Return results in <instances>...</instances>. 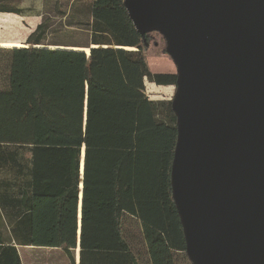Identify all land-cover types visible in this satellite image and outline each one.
I'll return each instance as SVG.
<instances>
[{
  "label": "trees",
  "instance_id": "trees-1",
  "mask_svg": "<svg viewBox=\"0 0 264 264\" xmlns=\"http://www.w3.org/2000/svg\"><path fill=\"white\" fill-rule=\"evenodd\" d=\"M63 1L118 44L49 41L46 20L24 44L0 41V172L12 175L0 181V264H20L16 246L71 255L77 243L79 264H191L171 195L176 118L171 100L145 94L176 75L150 71V38L123 0ZM18 4L0 0V24Z\"/></svg>",
  "mask_w": 264,
  "mask_h": 264
},
{
  "label": "water",
  "instance_id": "water-1",
  "mask_svg": "<svg viewBox=\"0 0 264 264\" xmlns=\"http://www.w3.org/2000/svg\"><path fill=\"white\" fill-rule=\"evenodd\" d=\"M123 5L176 69L170 185L187 258L264 264V0Z\"/></svg>",
  "mask_w": 264,
  "mask_h": 264
},
{
  "label": "rangeland",
  "instance_id": "rangeland-1",
  "mask_svg": "<svg viewBox=\"0 0 264 264\" xmlns=\"http://www.w3.org/2000/svg\"><path fill=\"white\" fill-rule=\"evenodd\" d=\"M18 8L22 10V15L3 16L0 24V41L11 40L8 36L14 35L15 40L24 44L28 35L36 26L46 20L49 25V41H60L65 45H103L115 46L118 44L117 38L100 22L91 20L89 27L86 19L75 11H71L68 4L61 0L56 6L54 0H19ZM59 9V11H58ZM6 23V24H5ZM88 27L87 29H85ZM14 30V31H13ZM148 50L146 52L147 62L152 73L175 74L176 69L171 59L165 54V42L158 33H150ZM157 63L160 69H153L151 62ZM175 93L174 87L157 86L145 81V94L153 101H169ZM28 159V153H23ZM12 175L6 171L0 172V181L11 180ZM0 230L6 234V222L0 213ZM180 257V256H179ZM181 258V257H180Z\"/></svg>",
  "mask_w": 264,
  "mask_h": 264
},
{
  "label": "crops",
  "instance_id": "crops-1",
  "mask_svg": "<svg viewBox=\"0 0 264 264\" xmlns=\"http://www.w3.org/2000/svg\"><path fill=\"white\" fill-rule=\"evenodd\" d=\"M16 248L20 264H79L78 243L71 255L66 254L61 248L38 246H16Z\"/></svg>",
  "mask_w": 264,
  "mask_h": 264
},
{
  "label": "bare ground",
  "instance_id": "bare-ground-1",
  "mask_svg": "<svg viewBox=\"0 0 264 264\" xmlns=\"http://www.w3.org/2000/svg\"><path fill=\"white\" fill-rule=\"evenodd\" d=\"M2 46H5V47H17V48H20V47H22V46H20V45H2ZM80 50V49H79ZM126 50H131L130 48H126ZM81 51H84V52H86V53H89V49H81ZM77 251H78V249H77Z\"/></svg>",
  "mask_w": 264,
  "mask_h": 264
}]
</instances>
